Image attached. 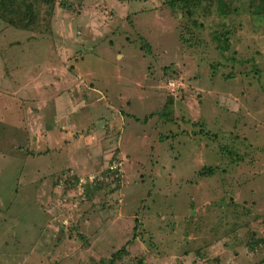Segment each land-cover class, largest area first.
Returning a JSON list of instances; mask_svg holds the SVG:
<instances>
[{"label":"rangeland","instance_id":"374dc122","mask_svg":"<svg viewBox=\"0 0 264 264\" xmlns=\"http://www.w3.org/2000/svg\"><path fill=\"white\" fill-rule=\"evenodd\" d=\"M197 1L0 0V264H264V0Z\"/></svg>","mask_w":264,"mask_h":264},{"label":"trees","instance_id":"16d2710c","mask_svg":"<svg viewBox=\"0 0 264 264\" xmlns=\"http://www.w3.org/2000/svg\"><path fill=\"white\" fill-rule=\"evenodd\" d=\"M34 1L35 2L43 1L45 3H50L52 0H34ZM175 1L182 2L180 4L184 5L189 13H191L190 11L193 10L194 6L199 4V2L197 0H193V1L192 0H175ZM192 2H194V3H192ZM8 7H10V5ZM30 12H32V6L30 4L25 5L24 10H23L24 17L28 16L30 14ZM219 13L223 14V11L220 8H219ZM221 44L225 45L224 48L227 49L228 44L226 43V41L221 42ZM221 48L223 49V47H221ZM110 264H114V259H111Z\"/></svg>","mask_w":264,"mask_h":264}]
</instances>
